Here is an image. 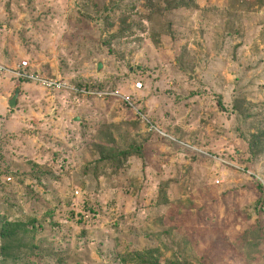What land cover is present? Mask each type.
<instances>
[{
	"label": "rangeland",
	"instance_id": "1",
	"mask_svg": "<svg viewBox=\"0 0 264 264\" xmlns=\"http://www.w3.org/2000/svg\"><path fill=\"white\" fill-rule=\"evenodd\" d=\"M168 1L0 0L8 264H264V0Z\"/></svg>",
	"mask_w": 264,
	"mask_h": 264
},
{
	"label": "built area",
	"instance_id": "2",
	"mask_svg": "<svg viewBox=\"0 0 264 264\" xmlns=\"http://www.w3.org/2000/svg\"><path fill=\"white\" fill-rule=\"evenodd\" d=\"M22 64V71H19L17 73V75L19 77H23V78H28V79H32L36 82H39L41 85H45L48 88H62V87H66L65 82H62L61 80L58 79H52V78H44V76H42L39 72H35V71H29V69L32 67V64L29 63V61L27 60H23L21 62ZM137 89H142L143 88V84L141 82H138L135 84ZM67 87L70 88V86L67 85ZM71 89H73L75 92L79 93V94H83L84 96H91V95H95L98 92L92 91V90H87V89H82V88H76V87H71ZM106 94H110L112 96H118L120 95V93L118 92H108ZM124 99H126V101L129 104L131 103V97L130 96H123Z\"/></svg>",
	"mask_w": 264,
	"mask_h": 264
},
{
	"label": "trees",
	"instance_id": "3",
	"mask_svg": "<svg viewBox=\"0 0 264 264\" xmlns=\"http://www.w3.org/2000/svg\"><path fill=\"white\" fill-rule=\"evenodd\" d=\"M184 2V0H171V1H168V8L170 9H178L182 6V3ZM82 89H87V90H91V88L89 87H82ZM258 187L260 189V192L262 193L261 197H260V200H259V203L261 204V206L264 204V201H263V198H264V188H263V184L259 183L258 184ZM3 227L1 228L0 230V239L1 240H6L8 238H10L12 235H15L21 228H23V224L21 221H18V222H12V221H9L8 219H5L3 221ZM3 252H4V255H5V246L3 248V246L1 245V249H0V264H8V257L7 256H4L3 255ZM48 254H44V256H48ZM19 257H21V254L19 255ZM17 257V256H16ZM19 258H17L16 260H18ZM18 262V261H16Z\"/></svg>",
	"mask_w": 264,
	"mask_h": 264
},
{
	"label": "water",
	"instance_id": "4",
	"mask_svg": "<svg viewBox=\"0 0 264 264\" xmlns=\"http://www.w3.org/2000/svg\"><path fill=\"white\" fill-rule=\"evenodd\" d=\"M19 92H20V88L17 87L16 90H15V93H14V95L11 98L10 103H9L11 107H15L16 106V100H17V98L19 96ZM77 119H79V118H77Z\"/></svg>",
	"mask_w": 264,
	"mask_h": 264
}]
</instances>
